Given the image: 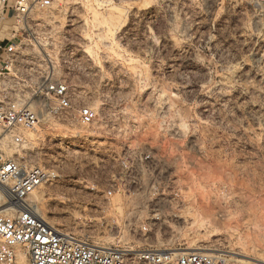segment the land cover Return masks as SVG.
<instances>
[{
  "label": "rangeland",
  "instance_id": "1",
  "mask_svg": "<svg viewBox=\"0 0 264 264\" xmlns=\"http://www.w3.org/2000/svg\"><path fill=\"white\" fill-rule=\"evenodd\" d=\"M32 19L16 27L20 57L49 55L54 78L98 111L82 126L22 78L39 122L20 130L16 153L49 171L30 197L40 216L97 247H197L226 264H264V0H51ZM162 141L175 146L178 190L160 207L188 219L143 231L145 206L105 189L123 149ZM189 206L206 228L189 231Z\"/></svg>",
  "mask_w": 264,
  "mask_h": 264
},
{
  "label": "built area",
  "instance_id": "2",
  "mask_svg": "<svg viewBox=\"0 0 264 264\" xmlns=\"http://www.w3.org/2000/svg\"><path fill=\"white\" fill-rule=\"evenodd\" d=\"M0 2V131L3 134L0 137V264H19L20 252L28 264H226L222 255L202 251L144 249L129 253L100 248L56 229L40 216L37 204L30 197L49 177V171L41 165L26 163L16 153L25 142L20 130L34 128L39 122L37 112L22 94L20 86L25 82L22 78L35 77L42 84L45 98L55 100L50 111L73 110L82 126L93 124L98 111L82 99L74 98L68 85L54 78L49 70V55L47 59L44 57L43 64L34 57H20L16 27L20 26V31L31 29L33 10L50 7L51 0ZM7 18L13 20V25L10 39L4 40L1 30ZM26 70L29 72L24 76L22 72ZM10 81L12 85L7 86ZM45 104L44 108H49ZM161 143L156 150L144 145L123 149L118 156L120 171L113 173L105 189L108 198L117 193L127 205L145 206L150 219L141 220L139 227L143 231L159 230L161 221L172 217L164 216L160 205L173 207L176 203L178 185L171 178L176 150L170 141ZM188 167L185 162L184 169ZM133 168L138 170L135 176Z\"/></svg>",
  "mask_w": 264,
  "mask_h": 264
},
{
  "label": "bare ground",
  "instance_id": "3",
  "mask_svg": "<svg viewBox=\"0 0 264 264\" xmlns=\"http://www.w3.org/2000/svg\"><path fill=\"white\" fill-rule=\"evenodd\" d=\"M0 137H1V135H0ZM36 191V189L32 192V195H33V193ZM190 207V206H189ZM188 207V213H190L191 212V209H192V213H191V215H192V218H193V225H194V227H190L189 228V231H192V232H194L196 229H198V228H202V227H204V228H206L205 226H204V224L202 223V222H200V218H196L197 217V214H198V212H196L195 210H193V207H190L189 208ZM187 215V214H186ZM185 214H179V215H173V216H175V220L176 221H183V222H186L187 221V219H188V217L186 216ZM202 219H206L205 217H201ZM180 229L181 228H176V230L178 231V232H180ZM184 235H187L186 233H184ZM100 248H109V247H100ZM190 250H202L201 248H197V247H186V248H181V249H174V251H190ZM18 263L19 264H28L27 263V259H26V257H25V255L22 253V252H20V254H19V259H18Z\"/></svg>",
  "mask_w": 264,
  "mask_h": 264
},
{
  "label": "crops",
  "instance_id": "4",
  "mask_svg": "<svg viewBox=\"0 0 264 264\" xmlns=\"http://www.w3.org/2000/svg\"><path fill=\"white\" fill-rule=\"evenodd\" d=\"M12 25H13V20L11 18H7L3 21V29L1 30V38L4 40H9L10 39V32L12 31Z\"/></svg>",
  "mask_w": 264,
  "mask_h": 264
}]
</instances>
